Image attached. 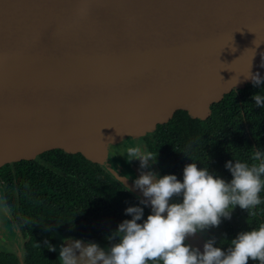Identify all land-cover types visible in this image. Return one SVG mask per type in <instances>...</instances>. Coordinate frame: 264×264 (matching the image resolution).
<instances>
[{"label": "water", "instance_id": "obj_1", "mask_svg": "<svg viewBox=\"0 0 264 264\" xmlns=\"http://www.w3.org/2000/svg\"><path fill=\"white\" fill-rule=\"evenodd\" d=\"M249 73L264 78V0H0V167L80 152L141 202L133 181L155 172L127 148L178 111L207 118Z\"/></svg>", "mask_w": 264, "mask_h": 264}, {"label": "flooded vegetation", "instance_id": "obj_2", "mask_svg": "<svg viewBox=\"0 0 264 264\" xmlns=\"http://www.w3.org/2000/svg\"><path fill=\"white\" fill-rule=\"evenodd\" d=\"M239 92L232 91L211 106L207 118H192L178 111L147 132L139 142L152 154L155 161L149 163L155 174L182 180L183 168L196 163L228 182V161L252 163L254 151H261L262 120L253 139L246 119L226 118V109L221 107L228 95L239 99ZM231 122L242 127L230 126ZM260 197L262 203L254 210L236 207L230 219L205 230L216 246L226 250L237 234L261 225L257 226L258 214L253 213L264 205L263 191ZM128 207L143 209L139 222L151 214L102 166L80 152L49 149L32 159L5 163L0 167V264H61L60 248L76 240L107 250L115 242L117 226L131 219L125 214Z\"/></svg>", "mask_w": 264, "mask_h": 264}, {"label": "clouds", "instance_id": "obj_3", "mask_svg": "<svg viewBox=\"0 0 264 264\" xmlns=\"http://www.w3.org/2000/svg\"><path fill=\"white\" fill-rule=\"evenodd\" d=\"M245 78L256 87L264 83L259 74L249 73ZM252 100L257 107H264V96L255 94ZM125 155L129 161L139 160L141 169L147 168L150 160L155 161L140 145L128 147ZM251 160L228 161V182L196 163L183 168L182 180L175 175L157 178L152 172L141 173L133 187L141 191L145 198L141 203L151 206V214L139 222L143 209L126 208L125 214L131 219L117 226V235L112 238L115 242L107 250L71 241L60 248L61 264H264V224L237 234L226 250L214 246L215 239L204 243L202 253L185 243L200 231L219 227L222 219H230L234 208L254 210L262 203L264 152L256 149ZM173 198L180 202L170 203Z\"/></svg>", "mask_w": 264, "mask_h": 264}, {"label": "trees", "instance_id": "obj_4", "mask_svg": "<svg viewBox=\"0 0 264 264\" xmlns=\"http://www.w3.org/2000/svg\"><path fill=\"white\" fill-rule=\"evenodd\" d=\"M255 94L264 96V83H262L259 87H256L254 85L246 86L243 90H240L239 99L236 98V96L234 95H231L230 97L228 95L223 100L225 104L221 106L223 109H226V112H227L225 116L226 118H231V119L232 118H239V119L245 118L246 119L247 121L246 125L248 126V129H249L248 134H251L253 139L256 138V133H257L256 131H257V128L259 127V124H261V120H262V126H263V134H264V107L256 106L255 102L252 100V97ZM239 102L243 104L241 108L237 105ZM228 124L230 126H235L237 128L242 127V124L239 122H231ZM242 133H244V131ZM260 138L262 140L261 151L264 152V137L263 138L260 137ZM253 213L258 214V216L255 217V219L259 221V224H257V226H259L260 224L261 225L264 224V205H262L260 211L256 210Z\"/></svg>", "mask_w": 264, "mask_h": 264}]
</instances>
